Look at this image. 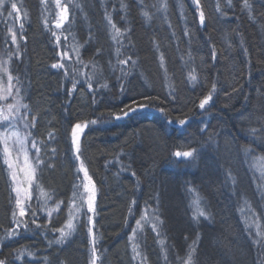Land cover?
<instances>
[{"label":"trees","instance_id":"obj_1","mask_svg":"<svg viewBox=\"0 0 264 264\" xmlns=\"http://www.w3.org/2000/svg\"><path fill=\"white\" fill-rule=\"evenodd\" d=\"M200 3L204 25L193 0H142L140 6L138 0H82L84 15L78 16L75 31L67 32L81 46L76 70L51 67L59 57L41 0H19L25 15L19 58L5 50L11 47L0 24V48L10 54V73L21 79L23 102L37 117L27 133L42 160L31 208L39 210L35 217L26 212L25 229L12 219L15 193L0 145V259L90 264L85 212L71 240L54 241L66 221L82 161L96 190L92 229L98 264H140L132 259L130 237L143 216L151 222L142 221L135 235L141 264H180L190 246L197 249L198 264H264V175L255 169L257 159L264 161V144L247 135L264 127L257 120L264 116V0H249L251 11L243 0H231V6L228 0ZM218 3L224 14L216 11ZM142 9L151 20L145 21ZM106 13L125 32L115 45L103 29ZM129 56L127 64L117 62ZM190 72L196 81L189 79ZM209 92L213 99L202 110L199 101ZM133 100L149 106L115 119L125 105L134 106ZM78 123L83 126L79 161L72 145ZM188 147L198 150L190 163L172 155ZM39 191L40 198L47 194L61 203L55 218H47ZM193 201L208 219L192 216ZM247 218L256 219L254 232ZM13 229L17 235L9 237Z\"/></svg>","mask_w":264,"mask_h":264},{"label":"snow or ice","instance_id":"obj_2","mask_svg":"<svg viewBox=\"0 0 264 264\" xmlns=\"http://www.w3.org/2000/svg\"><path fill=\"white\" fill-rule=\"evenodd\" d=\"M57 7L60 9V11L57 13V18L55 21V28L60 29L62 25H64L65 21L69 19V4H61V0H55ZM142 0H138V6H140V3ZM41 3H44V0H41ZM193 3L196 5V8L199 10V19L200 24H205V12L201 9V3L200 0H193ZM78 6V5H76ZM228 6H231V0H228ZM8 7L7 0H0V10L6 9ZM164 10H167V5H162ZM243 7L245 9H248L251 11V4L249 3V0H243ZM121 8L127 12L128 11V5L121 3ZM159 10V9H158ZM19 11L18 4L16 2H11L10 4V10L8 11V15L11 16L13 13H16ZM217 12L223 13L222 9V3H218ZM141 15L144 17L145 21H149L152 19V16L149 15L147 11L141 10ZM19 19V17H17ZM105 19L107 22V25L109 26V30L112 36V39L116 41L117 43H120V38L125 36V32L121 31V28L117 26V23L113 22V19L111 15L105 14ZM122 20L125 19V17H121ZM47 26V22H45ZM21 28L23 25H20ZM127 31V30H125ZM9 33L11 34V41L12 44H17V35L16 33L12 32L11 29H9ZM187 34V33H186ZM52 35L56 38L57 42L60 41V36L56 34L55 31L52 32ZM21 39L23 37L21 36ZM74 51H76L77 56L79 55L78 48H75ZM99 51V50H98ZM121 54L120 48H116V55L119 57ZM16 57L19 58L20 56V50L19 46H17V51L15 53ZM213 58L216 57L217 53L215 50L212 53ZM64 57L68 56L67 51L63 53ZM9 58H11L9 54ZM131 60V57H127L126 59H118V63L120 65H125L128 63V61ZM82 63V61H81ZM133 64H135V61H132ZM163 67V64H161ZM52 68H64L65 65L63 63H53L51 65ZM95 67V65H94ZM67 75V73H66ZM83 75V73H81ZM124 75H127L125 72ZM7 77V85L5 86L3 82V77ZM92 77L88 76V80L91 81ZM121 82V88L123 90V82L122 77L117 78ZM189 79L191 81H196L197 76L193 73H189ZM15 81V82H13ZM75 87V83H73V88ZM89 90H92V84H88ZM103 87H107V84L103 85ZM216 89V85L213 84L212 91L214 92ZM22 91V81L19 78V76L14 77L9 72L8 67V61L3 60L0 61V100H6L8 97H12V103L7 104L4 107H0V145L3 146V163L7 166V172L9 181L11 183V191L15 193V209L17 211H13L12 219L13 222L20 226L21 224L24 225L25 229H27V222L23 219H17V216L20 218L25 217L26 215V208L30 210L31 215L35 217L36 211L39 210H31V206L27 204L26 202L32 199V194L29 191V189L36 184L38 187L39 185L36 183L38 181L37 176V168L40 166L41 161L39 159V155L34 157V163L30 164L28 161V149L26 147L28 136L31 135V133L22 134L20 129L21 127L24 129L28 128H34L36 126L37 117L35 115H31L30 113V107L27 103L23 102V96L21 95ZM235 92L236 90L233 89ZM69 94H71V89H69ZM145 100H151L152 97L145 96L143 97ZM213 96L212 92H209L208 95H205L203 99L199 101V108L202 110L206 109V105L209 104L210 101H212ZM132 104L134 106H128L125 105V110L122 111V116L117 115L115 119L119 120L124 117H128L130 114H135L140 110L146 109L149 105L143 104V103H137L135 100H133ZM262 107V111H264V106ZM23 110V111H22ZM161 112H163V109H160ZM31 115V119H29V116ZM243 119V118H242ZM258 122H264V116L257 117ZM249 122H251L249 120ZM92 123H96V121H92ZM179 124L181 126L186 124V120L181 119L179 120ZM207 126H205L206 128ZM205 128H201V132L205 131ZM83 131V126L81 124H76L72 128V145L73 149L77 153L76 160H80V144H79V133ZM51 135V134H50ZM249 137L256 143L264 144V127H261L259 129L253 128L250 132L247 133ZM209 140H211V137H209ZM32 147L36 149L37 154L40 152V148L36 147L35 142H33ZM246 152L249 151L248 149L245 150ZM198 150L196 148L188 147L187 150H176L172 153V155L178 160L183 161L186 163H190L191 161L196 159ZM15 154L16 159L13 158ZM23 154L24 155V165L21 167L18 163L19 156ZM79 170L83 172L84 174V180L86 183L83 184L84 192L88 193L86 198V204H87V212L94 213L95 207H94V201H95V185L92 182L91 177L88 175L87 170L84 167V163L81 161ZM23 174V180L20 179V174ZM135 175V173H133ZM27 185V187L23 185ZM76 187V186H74ZM51 198V197H49ZM76 199V193L74 192L73 198L70 201V207H69V221L67 222V231H64L63 229H58L57 231L60 232V236L55 240V243L62 244L64 243L74 231L75 226L72 223V218H74L73 213L79 212L80 207L77 206L74 210L71 207V204L75 202ZM51 215V213H49ZM199 216L204 217L205 219H208V216L204 211L199 212ZM32 223H35V219L32 220ZM92 217H88V224L92 225ZM137 225H140L141 221L137 220ZM155 231V227L153 228ZM135 232V229L133 230ZM7 235L9 237H14L17 235V232L15 229L8 231ZM88 235L89 237H93L91 243L93 245L91 249V261L90 264H96L97 262V249L95 247L96 241L93 235V229L92 227L88 228ZM132 239V237H130ZM51 243V242H50ZM163 243V241H161ZM136 246H134L133 250L135 251ZM24 253L21 251L19 255L15 257V259L19 260L20 257ZM31 255V253H29ZM197 256V249L193 246L189 247V250L187 252V259H181L180 264H198V261L196 259ZM47 259V258H46ZM0 264H9V262L6 259H0Z\"/></svg>","mask_w":264,"mask_h":264},{"label":"rangeland","instance_id":"obj_3","mask_svg":"<svg viewBox=\"0 0 264 264\" xmlns=\"http://www.w3.org/2000/svg\"><path fill=\"white\" fill-rule=\"evenodd\" d=\"M11 2H16L18 4V7H19V0H7L8 7L6 9L0 10V24H1V30L4 33H6L5 35H7L6 40L8 39V41L6 42V44H7V46L11 47V48H8V49H5V50H7L8 52H11V51L14 50V52H16L17 51V46L19 45L18 42H19L21 34H22V28H21L20 25L24 24L25 15H24L23 10L19 8L18 12L13 13L11 16H9L8 15V11L10 10ZM61 4L62 5L63 4H69V19L67 21H65L64 25H62V27L60 29L55 28V21H56V18H57V13L60 11V9L56 5L55 0H44V3H41V9H42L41 11L43 13V18H44L43 21H44V24H45V22H47V26L45 24V27H46L48 32H51L50 34H51V36L53 38L52 45H54L56 47V49H57L58 57H59L58 58L59 63H63L65 65V67L62 68V69L63 70H68V68H72V70H76L77 65H78L79 57L77 56L76 51H74V49L78 48V50L81 51V46H78L75 43L76 40L73 39V37L71 35L69 36L67 34V32L68 31H75L76 20H77L78 16H82L83 17V15H84L83 4H82V0H61ZM76 5H78V6H76ZM102 10L104 11V7L102 8ZM17 17H19V19H17ZM103 21H104L103 29L105 31L107 30L108 35H109L110 34L109 26L107 25L105 16H103ZM9 29H11L12 32L16 33V35H17V44L16 45L12 44L11 34L9 33ZM53 31H55L56 34L58 36H60V41L59 42H57L56 38L52 35ZM109 40H110L111 44L112 43L114 45L116 44V41H114L112 39V36L110 37ZM7 51L5 53L4 49L0 48V61L7 60L8 61V67H9V63L10 62L8 60L9 59V54H8ZM65 51H67V53H68L67 57L63 56V53ZM9 72H11V71L9 70ZM72 74H73L72 77L74 78L75 73L73 72ZM3 82H4L5 86H6L7 85V77L6 76L3 77ZM12 102H13L12 101V97H8L6 100H0V107H4L7 104L12 103ZM20 131H21L22 134H26L27 133V129H24L22 127H21ZM29 138L30 137L28 136V140H27V144H26V147L28 149L27 155H28L29 163L33 164L34 163V157L39 155L40 152L37 154L36 149L32 147L33 142H31L29 140ZM47 144L49 145V142ZM52 155H54V154L52 153ZM13 158L16 159L15 154H14ZM39 159H40L41 164H42V160L40 158V155H39ZM18 163H19V165L21 167L24 165V155L23 154H21L19 156ZM255 165L257 166L255 169H256V172H257L258 176L263 178V175H264V161L257 159L255 161ZM20 179L23 180V174L22 173L20 174ZM84 183H86V181L84 180L83 172H81L80 177H79L78 186H77V189L75 191L76 199H75V202L71 204V207H72L73 210L77 206H79L80 207V211L73 213L74 218H72V223L75 226L74 231L72 232V235L62 244L67 243V241L71 240V238L75 235V233L77 231L78 222L81 219L80 216H81L82 212H85L86 215H87V217L85 219L87 221V223H88V217L89 216H91V217L93 216V213L87 212L86 198H87L88 193L84 192V188H83V184ZM23 186L27 187L26 184L23 185ZM35 186H36V184H34L29 189V191L32 194V199H30L29 201L26 202L27 204H29L31 206V208H32V206L35 203L33 201L34 196H35V192H34V187ZM260 193L263 195V190L262 189L260 190ZM44 195H45L44 198H40V191L37 192V196L39 197L40 202L42 201L43 204L46 206V216L50 220V219L55 218V216L58 214V212L60 210V207H61V203L58 200L53 199V197H51L50 195H47V194H44ZM49 197H51V198H49ZM95 197H96V195H95ZM94 203H95V201H94ZM69 207H70V205H69ZM28 210L29 209L26 208V212H28ZM190 210L193 213V215H192L193 217H198V218L200 217L199 214H198L199 213V207H198V204L195 201H193L191 203V209ZM16 211L18 213V210H16ZM49 213H51V215ZM20 219H22V218H20ZM69 219H70V217H69V209H68L66 221L58 229H63L64 231H67L66 225H67V222L69 221ZM256 219H257V217H256ZM252 220L253 219L249 220L247 218V225H248L247 227H248L249 230H252L254 232L255 227H256L255 224H257V222H254L255 220H253V221ZM142 221L150 223L151 222V217L143 216L142 219H141V222ZM140 225H141V223H140ZM140 225L136 224L134 226V228H133V230L135 229V232L133 231V233L131 235L132 239H130V242L132 240V242L130 243V249H131L130 253L132 255L133 261H138V263L141 264L143 259L141 258V256H139V250H137V248L135 249V251L133 250V248L135 246V243H136L135 235L140 230V227H141ZM89 227H93V225H89L88 224V228ZM59 236H60V232L57 231L56 239ZM92 239H93V237H89L90 261H91V249L93 247V245L91 243ZM55 244H57V243H55ZM62 244H57V245H62ZM96 264H98V258H97Z\"/></svg>","mask_w":264,"mask_h":264}]
</instances>
